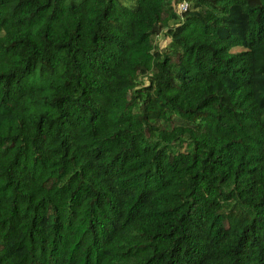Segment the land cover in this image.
<instances>
[{
	"label": "trees",
	"instance_id": "16d2710c",
	"mask_svg": "<svg viewBox=\"0 0 264 264\" xmlns=\"http://www.w3.org/2000/svg\"><path fill=\"white\" fill-rule=\"evenodd\" d=\"M0 264H264V0H0Z\"/></svg>",
	"mask_w": 264,
	"mask_h": 264
},
{
	"label": "built area",
	"instance_id": "2783aa9c",
	"mask_svg": "<svg viewBox=\"0 0 264 264\" xmlns=\"http://www.w3.org/2000/svg\"><path fill=\"white\" fill-rule=\"evenodd\" d=\"M179 12L185 11L187 9V4L186 3H181L178 6Z\"/></svg>",
	"mask_w": 264,
	"mask_h": 264
},
{
	"label": "rangeland",
	"instance_id": "374dc122",
	"mask_svg": "<svg viewBox=\"0 0 264 264\" xmlns=\"http://www.w3.org/2000/svg\"><path fill=\"white\" fill-rule=\"evenodd\" d=\"M156 41L158 42V45H161V46L164 45V40L161 41L159 38H157ZM165 42H167V41H165Z\"/></svg>",
	"mask_w": 264,
	"mask_h": 264
}]
</instances>
